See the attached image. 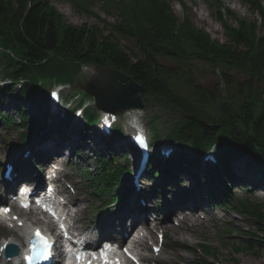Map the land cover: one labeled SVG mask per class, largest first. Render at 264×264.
Instances as JSON below:
<instances>
[{"label":"trees","instance_id":"1","mask_svg":"<svg viewBox=\"0 0 264 264\" xmlns=\"http://www.w3.org/2000/svg\"><path fill=\"white\" fill-rule=\"evenodd\" d=\"M248 3L250 11L260 15L264 26V10L255 0H248ZM115 10L119 19L112 27L117 37L134 38L144 58L125 53L116 34L105 27L83 25L76 29L63 26L50 7V0H0L1 36L18 46L17 56H24L30 61L28 63H32L28 67L21 65L23 70L13 74L23 76L37 72L38 67L34 63L47 51L48 55L60 56L68 63L78 56L82 61L109 64L129 73L150 89L163 92L166 96L172 95L176 98V104L189 112L190 115L176 121L171 130V138L179 141L182 139L180 142L192 145L215 140L221 144H233L240 150L254 148L247 143L252 141L264 147V109L260 116L253 118L248 102L242 101L239 112H223L215 117L217 122H213L212 126H199L196 120L200 117V112L189 107V94L199 92L186 88L184 94L179 93L169 81V76L172 75L170 70L161 69L157 61V57H168L178 69H185L190 64L188 59L197 60L209 67H217L222 81L229 85L233 81L227 70H234L246 77L245 82L238 84V87L243 88L248 97H252L251 92L264 80V38L260 37L253 43L254 24L240 23L236 30L223 24L229 43L219 44L211 41L204 32L195 29L187 17L180 21L165 0H128L118 4V9ZM216 18L220 20L219 5H216ZM133 57L136 60L132 61ZM54 63L60 64L56 60ZM9 67L13 70L11 65ZM173 75L176 80L179 78L177 72ZM66 76L65 73L47 74V77L61 80ZM201 94L214 99L211 93L208 96L205 92ZM229 99L233 98L229 96ZM204 114L208 117L207 121L213 119L211 115ZM238 125L252 129L255 133L247 132V135L242 136L237 129ZM252 151L264 155V151ZM103 171L102 178L105 179L107 174L104 169ZM112 179L107 177V184ZM241 206V213L254 222L264 238V215L254 205L242 203Z\"/></svg>","mask_w":264,"mask_h":264},{"label":"rangeland","instance_id":"2","mask_svg":"<svg viewBox=\"0 0 264 264\" xmlns=\"http://www.w3.org/2000/svg\"><path fill=\"white\" fill-rule=\"evenodd\" d=\"M220 1L224 7H227L234 12L237 19L252 20L255 18V16L248 13L247 7L241 4L240 1L238 0H220ZM167 2L170 4L171 9L178 18H181L183 15V10L178 3L184 4L186 8L185 11L186 15L189 18V21L195 27L207 32L212 38L218 40L220 43L226 42V39L222 34L223 32L220 28V25L216 23L212 17L213 12L211 11L212 9L210 5H212L213 2L207 1L208 5L206 4V2H203V0H167ZM53 5L62 15L63 19L68 23H71L76 26L82 25L84 23L91 25L94 24L98 25L97 20L90 17H86L84 15H77V13H75L62 1L61 2L54 1ZM95 12L99 15L98 17L100 20H104L108 23H112L114 21V16L103 15L98 11V9H96ZM193 15L194 18L197 17V19L196 18L194 19ZM198 17L200 19H198ZM120 45H123L124 50H126L125 48H127L130 53H132L130 50L134 51L136 57L138 58L142 57L140 51L135 46L133 40H130L127 43L122 41L120 42ZM159 61L164 67H169V66L174 67L171 64V62L167 61L166 59H159ZM191 74H192L191 83L193 85L192 88L195 87L197 84L200 85V87L205 90H210L213 87H215L216 84H220L218 73L208 68L205 69L203 66H199L197 69L192 70ZM234 78L238 81L241 80V78L236 75H234ZM261 90H262V99H264V83L261 85ZM220 91L223 92V86H221ZM13 101L15 100H13L12 98H7L6 101L7 105L4 108V110H7V112H12L16 110L18 104L14 103ZM218 101L221 103L222 100L219 99ZM145 103H146L145 104L146 108L143 111L138 112L137 110L136 111L133 110L130 113H132V115L137 116L139 118V121H141L142 123L144 122L146 125H149L150 121L153 118H155L157 124H159L158 127H162V129H164L166 126H169L170 122L177 117V113L175 111L170 110V108H168L166 105L162 103H159L152 99H148L147 102ZM22 104L26 106V109H28L29 112H32L34 110V107H32L30 104L26 102H23ZM72 133L75 134L73 131ZM76 138H78V136H76ZM114 141L110 138L100 137V139L92 142L89 137L86 141L87 144H89L86 145L87 150H86V146H84L85 143L83 144L84 146L83 149L81 148L77 150L75 147L76 151L74 154H72L70 159L74 163L79 165L77 169L71 167L72 169H75L76 175L79 178H81L80 173L84 171L85 167H92L93 164L97 162V158H96L97 155L94 152H91L92 149L100 150L105 154L109 152H113L115 153L116 157H119L118 155L119 151L120 149L122 150L124 147H118L117 143H115ZM158 143H160V140L157 141V144ZM81 152H84V154H86L85 157L80 156ZM162 155L163 152H161L160 156ZM79 156L80 158H83V160H81ZM240 160L241 158L234 159L231 162V167L233 164L234 165L238 164ZM248 164L251 163L248 162ZM256 165L257 166H251L252 169L254 167H259L261 169L264 168V164H256ZM248 171L249 170L247 168L246 172ZM250 171L252 170L250 169ZM257 171L259 170H256V172ZM262 178L264 180V174L262 175ZM240 184L245 185L247 183H239L238 185ZM247 187H248V189L246 190L247 197L255 198L256 201L261 205L260 209L264 213V195L259 196L255 194V191L257 192L259 189H252V187L250 186ZM237 191L238 192L231 190V193H235L234 195H238L239 193H241L240 189H237ZM211 206H214V204H211ZM210 213L217 214L218 216L222 217V219H224V217H227L231 219V222H229L230 220L225 222L220 221L215 225L207 222L206 225L199 226L196 228V230L194 231V236L192 235L191 239L188 238V240H186L187 242H189L188 244L189 247L195 245L198 241L203 240L208 243V245L212 248V252H214L215 255L212 257L209 256L208 258H203L204 262H202V257L197 251L195 250L193 251L191 250L188 252L182 251V253L188 258L191 264H264V247H262L261 249H259V251H257V245L253 243L252 244L253 247L251 248L252 249L251 251L256 253V255L251 254V252L236 253L235 251V248L237 246L242 245L244 247L246 244H248L246 241L242 239L243 236L242 232L251 227L250 221H246L242 217H239L238 215L229 212L228 209L224 206H217L216 213L213 211H211ZM226 225H228V228H232V230H228L227 228L224 239L223 229Z\"/></svg>","mask_w":264,"mask_h":264},{"label":"bare ground","instance_id":"3","mask_svg":"<svg viewBox=\"0 0 264 264\" xmlns=\"http://www.w3.org/2000/svg\"><path fill=\"white\" fill-rule=\"evenodd\" d=\"M193 18H194V15H193ZM195 18L197 19V17ZM198 19L200 18L198 17ZM103 114H106V113H103ZM91 139L95 141V140H98L99 138L97 134H92ZM122 144L123 143H117L118 147H121ZM122 147H124V144ZM39 148L42 149L44 155L48 154L49 148L50 150L55 149L56 152H60L63 154L65 150H71L72 143L67 142L64 139L57 138V137H48L46 138L44 142L40 143ZM239 168L242 169V166ZM239 172L240 174L245 173L244 171L240 169H239ZM256 177H257L256 179H258V174H256ZM18 178L19 177L16 176L12 178L10 182L17 180ZM248 179L249 180L252 179L254 181L255 177H253V175H249ZM188 181L189 179L187 177H183V179L178 180V183L180 184L181 189L178 188L175 191V193L171 194L170 195L171 198L166 203V206L170 208V211L175 212L170 215L175 216L176 214H179L178 212H182V213L180 214V218L178 220V227H171L169 225H165L164 227H162L167 237H169L172 240L174 247L169 252V255L165 257L163 260L159 261L157 264H180V263L188 262L187 258L184 255L180 254L177 250L178 246L185 244V241L188 240L189 238V233H192L194 231V228L196 227V225H199V223L196 220L192 219L193 215L190 213L192 209L198 206V201H194L191 199L193 196V191L195 190V186L192 185L191 181L189 182ZM186 182H188L187 187H185ZM263 187H264V183H262V188ZM125 190L127 193L126 202L123 203L122 207L117 208L116 212H113L110 216H108L107 219L106 218L101 219L102 222H100L95 227V229H97L99 226H110L112 228L119 227L123 224H127V222L124 223L125 221H129V225L131 226L137 220L139 216V212L131 208L132 199L143 198L144 196L150 199L151 197L148 194L139 195V191H136V192H134L133 190L128 191L127 187H125ZM179 191H182L183 194L182 195L178 194ZM204 204L207 205L206 202H204ZM149 215L150 213L147 215H144L143 218L141 219L142 223H139L137 226L144 229L147 235L152 236L154 231L157 229L159 223L154 222L153 224L150 225L149 221H151V218L149 217ZM170 215L166 216L164 219H167V217H169ZM130 230H131L130 227H125L121 231H116L115 234L118 236H121V233H124L127 239L129 237ZM24 233H25V230L18 231V233L14 231H10L9 236L4 238L3 241H7V240L15 241V242L19 241L21 237H23ZM121 238L122 236L118 238L119 241ZM140 242L143 244L144 247L146 248L148 247L147 242H146V236L142 237ZM1 263H4V262L0 261V264ZM143 263L150 264V261L147 259H143Z\"/></svg>","mask_w":264,"mask_h":264},{"label":"water","instance_id":"4","mask_svg":"<svg viewBox=\"0 0 264 264\" xmlns=\"http://www.w3.org/2000/svg\"><path fill=\"white\" fill-rule=\"evenodd\" d=\"M106 81L97 83L92 89L98 105H111L123 108L129 105H141L138 93L142 88L121 73L108 72ZM102 80H105L103 79Z\"/></svg>","mask_w":264,"mask_h":264},{"label":"snow or ice","instance_id":"5","mask_svg":"<svg viewBox=\"0 0 264 264\" xmlns=\"http://www.w3.org/2000/svg\"><path fill=\"white\" fill-rule=\"evenodd\" d=\"M29 205L26 203H22L21 207L27 208ZM46 211H48L47 207L45 208ZM9 211L8 209H5V212ZM54 214V213H53ZM37 238L40 240V242L43 245L44 248V258L47 259L50 255V249H51V243L48 241V239L44 236H42L39 233V230H37L36 233ZM124 252L126 255L129 256L130 259L135 260V257H132L131 254L128 252L127 249H124ZM89 253L85 252L84 250H78L75 253V261L76 264H94L95 261L99 260L100 264H120L119 260H113L109 258V249L106 247L105 249H102L98 254L92 253L91 259H86L88 257Z\"/></svg>","mask_w":264,"mask_h":264}]
</instances>
